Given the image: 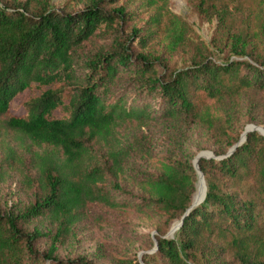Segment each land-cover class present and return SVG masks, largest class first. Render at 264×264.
<instances>
[{
	"label": "trees",
	"instance_id": "obj_1",
	"mask_svg": "<svg viewBox=\"0 0 264 264\" xmlns=\"http://www.w3.org/2000/svg\"><path fill=\"white\" fill-rule=\"evenodd\" d=\"M194 6L218 19L210 42L169 0H0V123L36 146L0 157V182L19 169L31 191L0 197V264H98L58 250L77 224L131 213L158 220L154 250L113 264H264V133L242 140L244 118L264 124V0ZM194 124L214 138L199 158L208 189L168 236L197 189Z\"/></svg>",
	"mask_w": 264,
	"mask_h": 264
},
{
	"label": "rangeland",
	"instance_id": "obj_2",
	"mask_svg": "<svg viewBox=\"0 0 264 264\" xmlns=\"http://www.w3.org/2000/svg\"><path fill=\"white\" fill-rule=\"evenodd\" d=\"M76 0H53L57 7H63L67 4H74ZM250 2V0H249ZM170 8L182 14L194 27L195 31L206 41H212L216 35L218 19L215 17L213 20L202 19L197 13L194 0H169ZM76 6V5H75ZM79 7V6H78ZM145 18L147 14H143ZM142 24V22H140ZM165 46L164 41L156 42L152 45V50H163ZM183 57L176 54L171 57L172 62H180ZM23 97L20 96L12 102L11 111L14 113L25 112V107L22 104ZM257 124L249 122L247 118L243 119V132L247 127ZM168 123H159L155 126L159 131L160 140L164 139L166 135ZM259 130V129H258ZM260 131V130H259ZM262 132V131H261ZM214 138L204 127L194 124L190 130L188 149L192 155V159L197 157L202 152H213L212 149ZM8 147H12L16 154H21L27 159H30V152L36 147L33 146L31 141L22 134L6 128L0 123V157H3ZM163 149V146L161 147ZM142 165H145L143 159L140 160ZM203 180L205 181L206 178ZM200 181V178L197 180ZM207 181H205L206 183ZM123 185L122 197H128L132 200L140 195V189L137 184L132 180H122ZM195 195L197 194L198 186L196 187ZM207 188V184H206ZM194 195V197H195ZM31 196V191L27 189L23 179L22 172L19 169L11 171L7 180L0 182V197L7 202L8 205L16 201H25ZM117 226H100L92 219L85 220L77 224L74 236L69 242L58 250V254L62 257H73L77 254H84L92 257L98 264H113L114 258L117 255H131L141 256L143 252H151L154 250L153 243L155 242V233L158 220L156 218L151 220H143L136 214L131 213L123 215L119 218ZM167 235H172L170 231ZM44 244H42L43 246Z\"/></svg>",
	"mask_w": 264,
	"mask_h": 264
},
{
	"label": "water",
	"instance_id": "obj_3",
	"mask_svg": "<svg viewBox=\"0 0 264 264\" xmlns=\"http://www.w3.org/2000/svg\"><path fill=\"white\" fill-rule=\"evenodd\" d=\"M251 129H259L260 131H262L263 133H264V126H257V125H254V124H251V126H249V127H247V129L244 131V133L242 134V140H244L245 138H246V136H247V132L249 131V130H251ZM201 156H214V154H213V152H202V153H200L199 155H197V157L194 159V165H195V168L197 169V172H198V174H199V178L200 177H203V178H205V176H204V173H203V171L200 169V166H199V158L201 157ZM207 183V182H206ZM207 189L208 188H206V191H205V194H204V196L201 198V199H199V200H197V201H193V203H192V205L188 208V210H187V212L183 215V217L178 221V224L176 225V227L174 228V229H172L171 231H170V233H173V231H175L179 226H181V224L183 223V220H184V218H185V216H186V214L188 213V211L195 205V204H197V203H199L202 199H204L205 198V196H206V193H207Z\"/></svg>",
	"mask_w": 264,
	"mask_h": 264
},
{
	"label": "bare ground",
	"instance_id": "obj_4",
	"mask_svg": "<svg viewBox=\"0 0 264 264\" xmlns=\"http://www.w3.org/2000/svg\"><path fill=\"white\" fill-rule=\"evenodd\" d=\"M205 181L203 180V177H200V181L198 182V185H197L198 186V190H197L198 192H197V194L194 197V201H197V200L201 199L204 196L205 191H206V184H207V183H205ZM176 225L177 224H175L174 228L176 227Z\"/></svg>",
	"mask_w": 264,
	"mask_h": 264
}]
</instances>
